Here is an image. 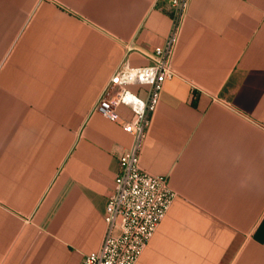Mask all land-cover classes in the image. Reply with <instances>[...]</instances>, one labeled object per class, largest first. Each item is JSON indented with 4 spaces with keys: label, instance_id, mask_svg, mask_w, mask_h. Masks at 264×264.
Here are the masks:
<instances>
[{
    "label": "crops",
    "instance_id": "0c3cea01",
    "mask_svg": "<svg viewBox=\"0 0 264 264\" xmlns=\"http://www.w3.org/2000/svg\"><path fill=\"white\" fill-rule=\"evenodd\" d=\"M171 1L0 0V264L99 249L134 112L94 106L126 55L150 62ZM173 66L141 166L176 196L136 264H264V0H190Z\"/></svg>",
    "mask_w": 264,
    "mask_h": 264
},
{
    "label": "built area",
    "instance_id": "2783aa9c",
    "mask_svg": "<svg viewBox=\"0 0 264 264\" xmlns=\"http://www.w3.org/2000/svg\"><path fill=\"white\" fill-rule=\"evenodd\" d=\"M190 0H172V26L152 53L142 52L150 62L132 65L126 55L101 91L94 110L119 120L117 108L130 107L134 115L122 121L133 136L131 145L119 156L120 168L108 197L106 229L98 250L85 255L79 264H136L169 210L176 192L166 175H156L141 166V154L149 134L164 84L177 75L173 58ZM136 49L128 47V51ZM132 85L147 87L143 98Z\"/></svg>",
    "mask_w": 264,
    "mask_h": 264
}]
</instances>
